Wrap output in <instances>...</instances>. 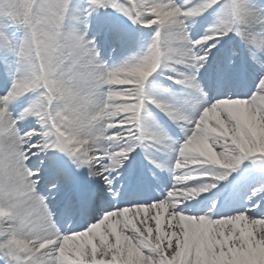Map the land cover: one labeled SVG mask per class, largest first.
Wrapping results in <instances>:
<instances>
[{
  "label": "snow or ice",
  "instance_id": "1",
  "mask_svg": "<svg viewBox=\"0 0 264 264\" xmlns=\"http://www.w3.org/2000/svg\"><path fill=\"white\" fill-rule=\"evenodd\" d=\"M0 264H264V0H0Z\"/></svg>",
  "mask_w": 264,
  "mask_h": 264
},
{
  "label": "bare ground",
  "instance_id": "2",
  "mask_svg": "<svg viewBox=\"0 0 264 264\" xmlns=\"http://www.w3.org/2000/svg\"><path fill=\"white\" fill-rule=\"evenodd\" d=\"M76 4V0L74 2V5ZM76 15H78V11L75 12ZM75 24V21H70V26L71 25H74ZM110 47V46H109ZM124 55L128 54L127 52H124L123 53ZM121 58V54H120V48L119 46H117V53L116 54H113L112 53V50H111V54L109 56V60L111 59V61L109 62H115V61H118L119 59ZM153 194H158V191L157 192H152Z\"/></svg>",
  "mask_w": 264,
  "mask_h": 264
}]
</instances>
